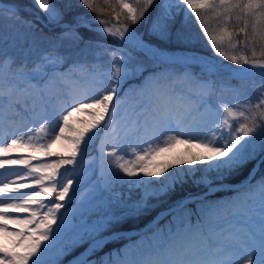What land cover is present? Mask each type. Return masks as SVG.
<instances>
[{"label": "snow or ice", "instance_id": "snow-or-ice-1", "mask_svg": "<svg viewBox=\"0 0 264 264\" xmlns=\"http://www.w3.org/2000/svg\"><path fill=\"white\" fill-rule=\"evenodd\" d=\"M156 2L115 0L113 5L110 0H104L117 21L123 16L131 24L144 18ZM35 3L47 13L50 23L62 22L63 13L54 3L50 5V0H35ZM80 3L98 15L91 20L81 15L76 26L101 36H111L117 42L110 51V67L104 72H88L95 82L92 94L71 99L50 117L36 113L30 122L25 117L26 127L7 140L3 138L6 110L17 116L21 115V109L24 113L30 109L35 111L34 94L43 100L44 96L50 97L58 82L76 83L70 79L72 73L84 72L86 65L73 63L67 70L60 71L65 58L45 54L29 68L26 60L18 63L13 56H0V170L17 165L24 169L23 172L0 171V264H61L62 257L81 243H88L89 247L76 264H93L88 256L110 238L103 233L127 216L142 214L149 207L150 199L167 196L189 183L202 186L208 192L225 187L230 177L255 160L258 153H264V91L254 99L214 102L215 81H198L197 107L202 108V118L196 127L188 129L177 118V112L186 108L190 100L183 95L173 96L161 83L167 77L155 74L135 90L144 100L142 110L151 111V119L133 122L124 134H136L138 143H121L105 150V141L119 136L117 130L123 118L121 106L127 103L133 91L118 90L123 89L130 77L145 70L140 56L152 62H166L172 58L145 43L135 30L129 31L127 23L112 24L103 19L104 9L98 7L96 0H80ZM180 5L184 6L186 16L195 17L218 56L238 66H249L233 70V78L254 75L253 69L264 70V0H175L174 3L160 0V15L170 19ZM8 11L14 14L18 9L12 6ZM210 20L216 23L215 29L210 27ZM97 24L102 27H94ZM233 25L239 27L229 31ZM151 31L162 37L168 35L167 25L160 22V17L152 23ZM68 37L82 39L74 29L62 34V38ZM93 43L105 53L109 52V47L99 41H89ZM238 47L243 51L236 54ZM249 52L251 56L246 54ZM183 59L201 64L211 74L220 71L216 65L200 61L195 54ZM260 74L264 75V71ZM228 87L239 95L238 87ZM45 111L48 108L42 104L41 113ZM77 114L90 119L77 120ZM97 139L100 140L101 179L90 191L81 193L82 176L77 171V158L87 155ZM60 142L69 146L63 155L51 151ZM177 144L201 148L204 153L178 159L175 171H169L174 167L172 163H153ZM21 151L31 154L13 155ZM37 154L49 159L40 160ZM259 163L264 164V157ZM154 168L161 170H150ZM255 170L254 167L250 171V177ZM9 176L12 178L5 179ZM116 183L141 189L142 195L134 202L104 196L103 193L111 191ZM257 187L261 206L255 230H233L212 236L199 227L186 228L174 234H161L157 246H150L147 251L140 249L138 258L129 260L117 252L115 257L109 254L110 259L100 264H264V176L255 184L249 179L246 189L254 191ZM70 190L72 200L81 193L77 203H82L87 213L81 214L75 224L66 213H61L65 207L62 202L69 197ZM201 203H206V197ZM184 206V200L177 201L176 208Z\"/></svg>", "mask_w": 264, "mask_h": 264}, {"label": "rangeland", "instance_id": "rangeland-1", "mask_svg": "<svg viewBox=\"0 0 264 264\" xmlns=\"http://www.w3.org/2000/svg\"><path fill=\"white\" fill-rule=\"evenodd\" d=\"M172 2L174 3L175 0H172ZM22 3L23 4L20 5L10 3L13 6H16V8L18 9V11H16L14 14L10 13L7 8H0V56H13L17 59L18 63L22 60H26L29 68H31L32 65L37 60H39L42 55L51 54L53 56H63L65 58V63L59 69L60 71L67 70V68L73 63H83L86 65L85 71L74 72L72 73V76L70 78L76 83L65 84L63 82H59L60 86L57 94L59 96H64L65 93H67V88L69 87V85H73L76 90L84 89V91L88 94L93 93V91L95 90V82L93 78L88 75V72H104L110 67V51L111 48L115 47L117 42L111 36H101L95 31H89L88 28H85L87 30H82L81 32L79 30L80 27L76 26V21L77 18L81 15L91 20L98 14L95 13L94 15L90 11H86L87 9H85L83 6L80 5L78 7L76 5L75 7H71V10L78 11V13H75L72 17L75 21H67L64 19V12L61 11L59 4L57 2H54V0H50V5L54 3L55 6L63 13L62 22L60 24H54L49 22L47 13L37 6L35 0H24L22 1ZM104 13L105 14L102 16V18L110 20L112 24L125 23L123 20V16L119 18V21H117L112 8L104 10ZM184 13L185 12L183 5H180L179 8L174 10V15L177 16ZM174 15L170 19H173ZM158 17H160L161 23L167 25L168 35L162 37L160 35L154 34L151 31L150 27L149 35L151 37L154 36L155 38L160 40V42H150L145 39L146 41L150 42L151 44L153 43L159 48L162 47L163 51L169 52L171 54H177L184 57L195 54L199 57L216 60L222 65L231 63V61L225 60L223 57L218 56L214 52V50L210 47L207 38L204 36L198 25H196L195 27H189V29L181 31L180 28L177 27V25H173L171 27L170 20L163 18L160 13L154 17L153 22H155ZM38 20L40 21V23H38ZM43 24H46L47 30L43 29ZM94 27H102V25L97 24L94 25ZM128 27L129 31L135 30L131 25H128ZM210 27L215 29L217 25H215L214 23ZM70 29H74L75 32H77L79 36L82 37V39L76 40L70 37L62 38V34L69 31ZM232 30L233 29L229 27V31ZM142 32L143 31H136L137 35L141 34ZM89 41H99L104 47H109V52L105 53L103 51V48H97L94 43L89 44ZM241 51H243L242 48L238 47L235 49L236 54H239ZM246 54L251 56V53ZM140 59L144 61L145 70L142 73H137L134 76L130 77L123 85V89L118 90V92H129L130 89L133 91L130 92L127 103L121 106L120 111L123 118L120 120L119 128L117 130L119 136L115 139L109 137V139L105 141V150H108L113 145H118L121 143L125 145L129 143H138V137L136 136V134L129 133L127 136H125L124 134L133 126V122H143L145 120L151 119L149 115H145L150 113V115L152 116L151 111L142 110L144 100L141 96L136 94L135 90H138L143 84H145L146 80L152 79L153 74H155L156 76H166L167 79L162 80L161 83L165 85L167 89L174 95H176V93L183 94L185 91V88L183 87L185 85V83L183 82L185 81L182 80V78H180L181 76L179 75H181L186 70L190 72L188 80L190 79L191 82L197 87L196 91L194 90L195 88L187 89V91H185L186 94L197 96V92L199 89L198 81L211 79L215 81L216 84V92L212 97V100L214 102L232 103L237 98L241 101L246 100L250 97L254 99L262 91H264V75L257 76L250 80H239L233 78V76L231 75V70L229 69L219 68V72L211 74L207 70H205V68L199 63L180 65L169 64L167 62H152L147 60V58L143 57L142 55L140 56ZM89 85L90 87H88ZM228 86L238 87L240 89L239 95L237 96V93L232 91L231 87ZM33 99H35L36 103V109L34 112L37 111L42 116H47L49 114L48 116L50 117L52 113L56 111L54 108V99H52L51 96H47L46 99L41 100L40 98L35 97L34 94ZM44 100H46V102L43 103ZM31 102L32 100H29L30 104ZM42 104L48 108V111L41 113ZM190 104L191 105H188L186 108L182 109V114L186 115L188 110L193 107L195 108L197 114H195L194 112L193 117L190 119V122H188V124L184 126L188 129L196 127L202 118V111L200 112V108L197 107V100L193 101ZM30 111L32 110L30 109ZM198 115L201 116L198 117ZM199 118L200 120L199 122H197V119ZM75 119L88 120V117L83 114H77ZM178 119L183 124L184 116H180V118ZM181 145L184 148L182 151H176L175 149L177 148L175 146L171 151L158 156L156 160L153 161V163L155 165L172 163L174 167L170 168L169 171H175V165L178 159L190 158V154L199 155L204 153V150L201 148L191 147L190 145L186 144ZM51 151L54 153H60L62 155L66 152L65 150L60 148L56 149L54 146ZM30 154V151H25L24 156ZM260 154L261 153H258L256 157H258ZM37 156L40 160L49 159V157H43L40 154H37ZM100 157V140L97 139L96 142H94L88 149L87 155L82 154L77 158V171L82 176L81 193H87L88 191H90L91 187L96 184L97 180L101 179ZM56 158L57 157H51V159ZM36 162L37 161H33V163ZM150 170L159 171L161 169L154 168ZM61 171H65V169H61ZM125 179L128 178L125 177ZM258 180H260V178L256 180L253 179V184H255V182ZM186 185L190 186V188L192 187L197 190L201 189L200 191L203 192L206 191V193L208 192L202 186L195 187L190 183ZM186 185H184L183 187H178L176 191L181 194V191H183L182 188H187ZM247 185L248 184H245V186H242L240 188H234L235 191L230 196H221L217 199H206V203H201L197 206L192 205V201H194V199H184L185 206L173 212L174 215L172 216L170 221L166 219L159 225L157 224L158 222L152 223L153 221H150L149 224L138 230L140 231V233L137 236H120L118 234L115 237L114 234H117V232L119 231H114L115 226H117L118 223L114 224L111 228L106 230L103 235H113V240L118 241L117 244H115L113 248H109L110 251L104 255H99L100 253L98 251L101 250V248H99L90 256H88V261L93 262V264H100L102 260L106 261L110 259L109 254H111V257H115L117 252H120L124 255H138L140 249L147 251L150 246L153 248L156 247L157 240H159L161 234L167 235L169 233H175L178 230H184L186 228L199 227L205 233L212 236H215L220 232L226 234L227 232L233 230H255L258 227L260 219V192L258 190V187L257 190L254 191L247 190ZM76 187L77 185L74 183L73 190H75ZM216 189L219 188H215L209 193H213V191H215ZM237 189H240L241 191L238 193L236 191ZM186 191H188V189H186ZM174 192L165 197H170V195H172ZM81 193L77 194L76 200H72V190H70L69 197L62 202L64 203L65 207L61 209V213H66L69 216V219H71L74 224L79 222L81 214L87 215L84 205L82 203H77V200L80 199ZM103 195L108 198L122 197L128 202H134L140 198V196L142 195V190L130 189L127 185L116 183L113 185L111 191H105ZM204 197L205 196L203 194H200L195 198H198L197 200L203 201L205 200ZM173 201L174 199L170 200V202ZM157 206L155 204L154 198L150 199L149 207L142 214L147 216L146 214L152 212L153 209ZM131 217L133 216L125 217L119 223H123L125 221L129 222ZM70 236L71 233H69V237ZM157 236H159L158 239ZM87 244L88 243H81L73 247L61 260V264H63L64 260L71 254H73L75 250L81 249Z\"/></svg>", "mask_w": 264, "mask_h": 264}, {"label": "bare ground", "instance_id": "bare-ground-1", "mask_svg": "<svg viewBox=\"0 0 264 264\" xmlns=\"http://www.w3.org/2000/svg\"><path fill=\"white\" fill-rule=\"evenodd\" d=\"M0 5H2L1 3H0ZM143 39V38H142ZM144 40V39H143ZM145 41V40H144ZM145 43H147V44H149V45H151L153 48H155V49H157L155 46H154V44H151V43H149L148 41H145ZM163 53V52H162ZM165 56H167V57H171L172 59H170V60H168V61H178L180 64H182V65H186V64H193L194 62H186L183 58L184 57H182V56H178V55H175V56H173V55H170V54H168V53H163ZM186 57H188V56H186ZM199 58V60L200 61H204V62H207V63H210V64H214L215 65V63L213 62V60H209V59H204V58H201V57H198ZM197 64V63H196ZM217 67V66H216ZM249 66L248 65H242V66H240L238 69H232V71H231V73L233 74V76H235V72L233 71V70H239V69H241V68H243V69H247ZM254 73H259V72H262V71H264V70H261V69H253L252 70ZM189 75H190V72H188L187 70L185 71V72H183L181 75H179V76H181L180 78H182V80H184L185 82H183V83H185V85L183 86L184 88H185V91H187V89H194L195 91H196V89H197V87H196V85H194L192 82H191V80L189 79L188 80V77H189ZM252 75H249V76H245L244 78H247V77H251ZM185 77H187V79L185 78ZM190 81V82H189ZM59 86H60V84H59V82L57 83V85H56V88H54L52 91H51V97H52V99H54V108H55V110L56 111H58L59 109H61V108H63L64 106H65V102H70L71 101V99H74V98H79L80 96H82V95H84V94H86V92L84 91V89H78V90H76V88H74L73 87V85H69V87L67 88V93H65V95L64 96H59L58 94H57V91H58V89H59ZM88 87H90V85L88 86ZM69 90H71V94L69 95L68 93H69ZM184 91V93L183 94H179V93H176V95H183L184 97H186V98H188L189 100H190V103H192L193 101H196L197 100V102H198V100H199V97H198V95L196 96H192V95H190V94H186V92ZM88 94V93H87ZM90 94H92V93H89V95ZM173 96H175L174 94H173ZM46 97L47 96H44L43 97V99H46ZM20 99L21 100H23L24 99V97L23 96H21L20 97ZM44 102H46V100H44L43 101V103ZM47 102H48V100H47ZM189 103V105H191ZM180 109H182V108H180ZM188 110V109H187ZM21 111V115H19V116H17V115H15L14 113H12L11 111H8V110H6L5 111V113H4V116H3V129H4V133H5V135H4V139L5 140H7V139H9L10 138V136L12 135V134H16V133H19V131H21L22 129H24L25 127H26V120H25V117H27L28 118V122H30L31 121V117L33 116V115H35L36 113H39V112H34V111H28L27 113H24L23 112V110L21 109L20 110ZM199 111L201 112L202 111V108H200L199 109ZM198 111V112H199ZM195 112V114H197V112L195 111V108L193 107V108H190L189 110H188V112L186 113V116H184V120H183V122H185V124H183L184 126L185 125H187L188 124V122H190V119L193 117V113ZM49 115V114H48ZM47 115V116H48ZM145 115H149V117H152L151 115H150V113H148V114H145ZM145 115H144V117H145ZM87 116V115H86ZM180 116H182L183 117V114H181V110H178V112H177V118H180ZM199 116H201V115H198V117ZM88 117V120L90 119V117L89 116H87ZM77 119H79V118H77ZM199 120H200V118L199 119H197V122H199ZM192 121V120H191ZM38 123V122H37ZM34 126H36V125H34ZM54 147L56 148V149H63V150H65V151H67V149H68V145L66 144V143H64V142H60V143H57L56 145H54ZM176 148L177 149H175L176 151L178 150H180V151H182L184 148H183V146L181 145V144H179V145H176ZM25 154V151H21V152H19V153H14L13 155L14 156H16V155H24ZM0 171H11V172H23L24 171V169H23V167L22 166H19V165H17V166H12V168L11 169H5V170H0ZM61 172H64V171H61ZM12 177H5V179H11ZM20 215H23V214H20ZM9 227L11 228V227H15V226H13V225H9ZM130 233H128L127 235H129ZM172 234H174V233H172ZM158 237L159 236H157V239H158ZM195 240V239H194ZM157 242H158V240H157ZM89 247V246H88ZM88 247L87 248H85V251L84 252H82L81 254H79L78 256H76L75 258H73V259H71V260H69L68 261V263L67 264H76V261H77V259L79 258H83V256H82V254H85L86 253V250L88 249ZM126 256H127V258L129 259V260H132V259H135V258H138L139 257V254L138 255H132V254H125ZM65 256V255H64ZM64 256L62 257V259L64 258Z\"/></svg>", "mask_w": 264, "mask_h": 264}, {"label": "trees", "instance_id": "trees-1", "mask_svg": "<svg viewBox=\"0 0 264 264\" xmlns=\"http://www.w3.org/2000/svg\"><path fill=\"white\" fill-rule=\"evenodd\" d=\"M7 2L11 1L13 3H16V4H23L22 1L24 0H5ZM55 2H57L62 10V12H64V19L68 20V21H75L72 17L75 13H78L77 10H71V7H75L76 5L79 7L80 5L83 6L81 3H80V0H55ZM110 2L115 5V0H110ZM159 2L160 0H157L156 4L149 9V11L147 13H145V16L144 18L150 13V16H149V19H150V24L148 26V29L150 27V25L152 24V21H153V17L158 14L160 12V9L158 7L159 5ZM96 4L98 5L99 8H103L104 10L109 8L107 5H105L104 3V0H96ZM84 7V6H83ZM85 9H87L86 7H84ZM111 9V8H110ZM79 10V9H78ZM117 10H119L117 8ZM86 11H90L89 9H87ZM151 11V12H150ZM91 12V11H90ZM92 14L95 15V13L91 12ZM98 14V13H96ZM144 18H142L140 21H138L136 24H131L130 22L128 21H124L127 23V24H131L133 25L137 30H141L142 26H143V23H144ZM170 22H171V27L173 25H177L178 28H180L181 31H184V30H187L189 29V27H195L196 25L199 26L198 22L196 21L195 17L192 16V15H189V16H186L185 14H180L178 15V17H173V19H170ZM215 22L210 20L209 21V24L210 26L212 24H214ZM216 25V23H215ZM232 27L233 31L236 30L239 26H230ZM81 30H87L85 28H81ZM146 37L150 40H155L156 41V38L152 37L149 35V30L147 31L146 33ZM253 164V161H251L245 168L241 169L237 174H235L234 176L230 177L228 179V181L232 182V183H235L237 181H241L243 179H245V177L249 174V171L251 169V166ZM260 175H264V164H261V169L259 171ZM187 188H182V190L184 191H181L182 193H185V194H180L179 192H174L172 195H170V197L166 198L165 196L163 197H160L158 199H154L155 200V203L159 206L156 207V210H160L161 208L163 207H168L170 206L171 203L170 200L174 199V200H180L181 197H183L184 195H187L189 191L191 190H194V188H190V186L186 185ZM186 189H188V191H186ZM193 192V191H192ZM155 210V211H156ZM150 218V217H149ZM149 218H147L146 216L144 215H140L136 218H132L130 219V221L128 222V224L126 225H123V227H139V225H142V224H145Z\"/></svg>", "mask_w": 264, "mask_h": 264}]
</instances>
